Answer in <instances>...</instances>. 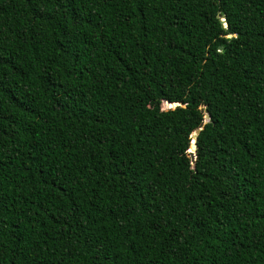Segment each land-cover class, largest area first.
Wrapping results in <instances>:
<instances>
[{"label":"trees","instance_id":"obj_1","mask_svg":"<svg viewBox=\"0 0 264 264\" xmlns=\"http://www.w3.org/2000/svg\"><path fill=\"white\" fill-rule=\"evenodd\" d=\"M0 264H264V0H0Z\"/></svg>","mask_w":264,"mask_h":264},{"label":"water","instance_id":"obj_2","mask_svg":"<svg viewBox=\"0 0 264 264\" xmlns=\"http://www.w3.org/2000/svg\"><path fill=\"white\" fill-rule=\"evenodd\" d=\"M199 130L200 129H197L195 130L191 135H190V139H191V142L189 143V146H188V150H187V153H188V157H189V160H190V163L192 164L195 160V155H194V148H195V145H194V141H195V138L197 136V134L199 133Z\"/></svg>","mask_w":264,"mask_h":264}]
</instances>
